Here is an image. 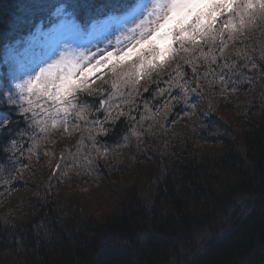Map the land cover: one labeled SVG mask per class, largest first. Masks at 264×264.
<instances>
[{"label":"trees","instance_id":"16d2710c","mask_svg":"<svg viewBox=\"0 0 264 264\" xmlns=\"http://www.w3.org/2000/svg\"><path fill=\"white\" fill-rule=\"evenodd\" d=\"M135 2L0 0V74L37 21L49 25L66 12L86 24ZM230 51L249 82L233 91L232 81L240 77L225 76L223 84L215 65L196 61L201 82L189 93L198 105L193 117L175 83L170 94L160 95L170 79L179 80L170 76L177 66L185 80L193 79L186 53L146 74L138 86L123 75H107L101 95L78 93L88 113L82 120L73 113L67 130L52 127L60 118L51 101H39L53 113L46 133L30 127L17 105L0 103V118L11 121L0 144L22 129L36 137H24L33 151L18 160L0 152V264H264V17ZM249 60L256 69L243 67ZM205 72L212 74L204 78ZM32 73L6 79L0 95L9 87L15 92ZM102 97L136 118H121L110 135L97 137L109 149L107 157L90 140L92 121H104ZM132 129L141 135L125 144L122 137ZM117 171L133 183H105ZM9 174L15 178L9 181Z\"/></svg>","mask_w":264,"mask_h":264},{"label":"snow or ice","instance_id":"6c2138e0","mask_svg":"<svg viewBox=\"0 0 264 264\" xmlns=\"http://www.w3.org/2000/svg\"><path fill=\"white\" fill-rule=\"evenodd\" d=\"M149 3L150 9L147 8ZM132 14L142 18L122 35L123 38L116 40L112 50L98 49V59L96 53L90 56L83 54L72 59L62 52L59 59L44 67L42 65L45 63L40 65L35 62L40 55L39 46L59 45L70 33L80 30L79 25L70 16L58 13L60 17L58 22L48 31L37 32L27 46L9 53L5 64L7 71L0 74V85L9 77L16 79L30 68L36 65L40 67L39 71H34L17 83L15 92L9 87L0 95V103L17 105L21 116L31 121L30 127L34 124L41 133H46V120L53 117V113L39 101L41 99L51 101L55 117L60 118L52 119V127L63 124L67 130L68 118L73 113L78 120H82L88 113L87 106L78 103L77 94L101 95L104 91L103 84L106 83L104 76L108 71L113 76L123 75L126 82L138 86L146 74L150 75L156 69L164 67L180 53L189 54L187 64L191 65L193 79L185 80L181 74V67L177 66L170 76H179V80L174 82L170 79L168 89L161 90L160 95L170 94L175 83L184 93V104L190 109L186 113L189 117L195 116L198 107L197 104L190 102L189 95L196 93L200 87L201 76L196 71V61H207L210 68L215 65L220 70L214 73L216 79L223 84H227L232 76L240 77L232 81L233 91H236V84L249 82V78L244 76L241 68L233 62L230 48L241 33L246 32L250 25L264 17V0H136ZM243 67L256 69L257 64L249 60ZM225 69L228 70L227 73ZM96 74H99L96 79L101 81L100 84L93 79ZM209 74L212 73L205 72L204 78ZM165 107H168L167 103ZM100 108L105 111L104 121H92V130L95 134L90 135V140L92 148L101 157H107L109 149L100 145L97 137L110 135L121 118L130 122H135L136 118L132 116L131 111H125L119 104L113 108L109 100L103 97ZM145 118L141 116V120ZM10 123L11 121H7L6 118H0L2 125L0 134ZM140 135L139 129H132L122 137V140L126 144L130 136L139 139ZM24 137H28L29 141L36 139L32 132L22 129L15 138H9L0 144V152L10 154L8 156L10 160L23 157L25 150L32 153L31 146L25 148ZM15 171L19 173L20 169ZM14 178L9 174V181Z\"/></svg>","mask_w":264,"mask_h":264},{"label":"rangeland","instance_id":"374dc122","mask_svg":"<svg viewBox=\"0 0 264 264\" xmlns=\"http://www.w3.org/2000/svg\"><path fill=\"white\" fill-rule=\"evenodd\" d=\"M147 8H151V4L147 5ZM116 17L117 19H111ZM142 17L139 15L132 14V9L125 15L116 16L108 15L99 22L88 25L86 27H79V31L70 33L65 40H63L59 45H48L41 46L38 51L40 55L37 59L39 63L43 61H49L44 65L47 67V64L53 63L60 58V53L65 52L66 56L72 59H76L79 56L86 54L92 55L96 53V58H99V53L97 50H112L115 46V42L119 38H123L122 35L126 33L129 29L133 28L135 24ZM95 26V27H94ZM49 28L45 31H48ZM36 61V62H37ZM95 63V60L92 61ZM110 71H108L109 73ZM99 74L94 75L93 79L97 80L96 77ZM106 75L104 76V78ZM124 171H117L108 176H105V183H118L119 185H124L127 183H133L134 180H129L122 173ZM143 177L146 179V173L141 172ZM200 249V248H199ZM203 252V249L198 250L200 254ZM197 251H195V254Z\"/></svg>","mask_w":264,"mask_h":264}]
</instances>
